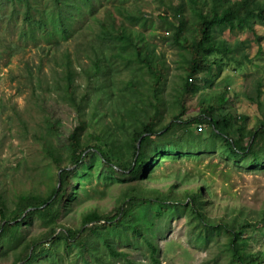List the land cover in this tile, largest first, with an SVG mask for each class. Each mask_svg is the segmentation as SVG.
Wrapping results in <instances>:
<instances>
[{"label":"trees","instance_id":"trees-1","mask_svg":"<svg viewBox=\"0 0 264 264\" xmlns=\"http://www.w3.org/2000/svg\"><path fill=\"white\" fill-rule=\"evenodd\" d=\"M55 2L57 16L62 17L61 10L65 11L61 8L62 0ZM26 5L23 14L26 27L21 28L25 38L32 36L35 29L48 31L45 19H35L29 12L30 5L27 2ZM113 7L125 16V20L121 17L116 24L109 8L106 17H93L98 23L97 30L88 24L93 36L82 32L85 41H79L76 46L87 48L82 65L66 50L52 57L54 63L47 74L40 63L35 64L33 70L29 61H24V83H29L32 97L43 110V116L31 128L25 120H21V124L57 169L50 174L49 165L46 173L50 181H47L46 189L16 190L14 184L9 189L0 187V264H42L44 258L50 264L62 258L71 264H116L119 256L125 257L126 264H142L129 257L126 250L118 248L113 235L123 227L122 232L130 230L140 235L142 230L154 225L153 217L167 208L165 202L171 198L169 190L165 192L166 199L160 189L140 182L135 184L132 180L145 163L151 158L155 160L153 150L156 144L151 139L155 134L160 137L169 131H180L171 141L182 146V142L190 140L184 130L192 133V124H203L208 128V135H202L201 141L219 139L228 154L247 158L251 164L258 163L264 156V123L248 127L247 116L232 111L225 88L208 89L213 87L222 71L221 63L210 59L211 54L227 57L233 50L227 39L218 36L214 28L228 25L254 30V19H264V0H178L176 4H166L168 11L157 13L166 27L171 28L167 31L166 35L170 32L168 36L163 35L164 40L177 46L185 57L184 72L174 87L172 99L166 98L170 93L166 91L169 67L165 57L156 54L148 43L140 44L138 36L125 24L126 19L142 20L139 8L135 11L120 2ZM186 9L190 18L186 16ZM55 24L62 37L69 34L70 29L63 19H56ZM9 46L12 49L15 45ZM117 61L130 68L125 80L128 88L123 92L128 101L119 98L113 90L116 75L113 66ZM195 75L201 76L202 84L192 81ZM196 94L193 103L197 112L184 119L183 115L191 104L187 97ZM258 95L259 88L254 101L261 107ZM58 103L65 104L68 112H73L70 120L73 126L64 135L61 128L65 120ZM91 156L101 165L110 163L116 166V173L129 178L127 187L119 203L108 210L112 214L88 206L82 211L77 225L64 224L62 218L71 215L69 196L72 190L68 186L80 183L79 175L71 172L75 166L77 171L83 172V160L92 159ZM51 175L57 176L54 183ZM64 175L66 183H62ZM185 194L191 196V211L202 224L198 236L204 239L203 235L214 221H217L214 224L217 228L227 232L224 245L230 252L228 264H264V246L255 245L256 227L252 226L255 224L235 215L205 218L195 209V205L206 200L203 187L187 189ZM169 205L171 212L178 213L172 209L177 206L175 201ZM131 209L141 217L132 219ZM32 216L40 219L42 228L39 233L32 229ZM147 242L150 259L157 264L159 245L151 240ZM9 255L11 260L5 263Z\"/></svg>","mask_w":264,"mask_h":264},{"label":"rangeland","instance_id":"rangeland-1","mask_svg":"<svg viewBox=\"0 0 264 264\" xmlns=\"http://www.w3.org/2000/svg\"><path fill=\"white\" fill-rule=\"evenodd\" d=\"M26 2L30 5L29 12L35 19H45L48 31L35 29L28 38L21 33V28L26 27L23 19ZM119 2L135 11V8H139L142 20L126 19L125 24L135 32L140 44L148 43L156 54L160 53L165 57L169 67L166 91L170 93L166 98L172 99L174 87L179 84L184 72L185 57L177 46L164 40L163 35L168 36L170 32L166 35L167 31L171 28L166 27L157 17V13L168 11L166 4H176L178 0H92L91 3L84 0H62L61 8L65 9L61 10L62 17L57 16L55 0H0V187L9 189L14 184L16 190L46 189V183L50 181L46 173L49 165L50 174L57 169L21 124V120H25L28 128H31L43 116V110L39 109L32 97L29 83H24V61L28 60L33 70L35 64L40 63L47 74L54 63L52 57L66 50L74 61L82 65L85 63L87 48L76 47L79 41H85L82 32L92 37L93 33L88 24L97 30L98 23L93 17H106L107 8L113 12L116 24L121 17L125 20V16L117 13L113 7V4ZM185 12L190 18L189 10L186 9ZM56 19H63L69 27L66 37H62L55 29ZM254 25L255 31L247 27L230 28L228 25L214 28L218 36L227 39L233 50L227 57L219 53L211 54L210 59L221 63L222 71L213 87L208 88H225L228 101L232 103V111L246 115L248 127L264 123V19L257 17ZM12 43L15 46L11 49L9 45ZM73 54L78 59L75 60ZM78 68L76 65V69ZM113 70L116 71L112 82L114 93L128 101L123 92L128 88L125 80L129 76L130 68L117 61ZM192 81L202 84L200 75H195ZM257 87L261 107L254 101ZM37 90L43 91L39 88ZM197 96L198 94L187 97L191 104L183 115L184 119H189L197 112V106L193 103ZM58 105L65 120L61 128L64 135L73 126L70 122L73 112H68L65 104ZM191 126L192 133L187 129L183 132L190 140L182 142V146L171 141L180 131H169L160 137L153 135L151 139L156 144L153 150L156 158H151L133 176V183L140 182L141 185L160 189L166 199L168 196L165 192L169 190L171 193V198L165 202L167 208L153 217L154 225L150 229L145 228L139 235L130 230L122 232L123 227L117 230L119 233L113 235L116 246L126 250L129 257L140 260L142 264H155L150 259L148 240L159 245L157 264L229 263L230 252L224 245L228 234L214 225L217 221L211 222L210 230L203 235L204 239L197 235L202 224L191 211V196L185 194L187 189L191 190L196 186L203 187L206 199L195 205L198 212L205 218H229L235 215L247 219L256 227L255 245L264 246V156L254 164L247 158H235L223 148L221 140L201 141L202 135H208L206 125ZM87 158L83 160V172L77 171L76 166H71L74 167L71 174L77 173L80 183L78 186L71 183L68 186L72 190L69 196L71 215L62 218L64 224L77 225L82 211L88 206L97 207L105 214H112L108 210L119 203L124 194L123 190L127 187L129 178L116 173V166L110 163L101 165L93 156L92 159ZM51 177L54 183L57 176ZM62 183H66L65 175ZM56 184H60L59 181ZM172 201L177 203L172 209L178 210V213L171 212L169 204ZM131 213L134 220L141 217L133 209ZM32 217V229L39 233L42 228L40 219ZM142 219L145 217L142 216ZM10 260L11 255L4 261L8 263ZM43 260L42 264H50L46 258ZM116 261V264L127 262L122 256ZM53 264L71 262L62 258Z\"/></svg>","mask_w":264,"mask_h":264}]
</instances>
